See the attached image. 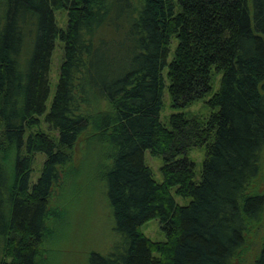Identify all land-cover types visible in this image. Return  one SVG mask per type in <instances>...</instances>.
I'll return each instance as SVG.
<instances>
[{
    "label": "trees",
    "instance_id": "obj_1",
    "mask_svg": "<svg viewBox=\"0 0 264 264\" xmlns=\"http://www.w3.org/2000/svg\"><path fill=\"white\" fill-rule=\"evenodd\" d=\"M206 101L208 119L184 115ZM42 119L48 135L34 132ZM79 142L99 154L112 227L87 264H235L251 227L264 264V194L251 188L264 154V0H0V264L46 263L63 220L50 200ZM191 152L204 153L198 172ZM152 221L160 242L143 235Z\"/></svg>",
    "mask_w": 264,
    "mask_h": 264
},
{
    "label": "rangeland",
    "instance_id": "obj_2",
    "mask_svg": "<svg viewBox=\"0 0 264 264\" xmlns=\"http://www.w3.org/2000/svg\"><path fill=\"white\" fill-rule=\"evenodd\" d=\"M55 19L59 29H64L66 19L63 14L56 13ZM175 48V43L171 45V52ZM62 60V47L57 42L55 51L51 58L49 73L50 96L47 101V109L50 106L52 96L58 81V72ZM219 79V78H218ZM218 79H215L213 92L217 88ZM209 100V99H208ZM207 102L195 104L185 110L188 117L197 118L200 121L208 119L211 111L208 109ZM176 113H173L170 106L167 91L163 93V110L161 118L164 122ZM41 126L38 131L43 134H50L47 127L40 120ZM92 140V139H91ZM85 143L79 142L70 153V164L62 172L58 187L53 192L50 200V210L57 211L63 219L56 225L54 238L44 247L45 264H87V257L91 253L104 254L111 245V217L105 202V190L100 186L93 170L97 166L99 154L90 155ZM103 151V149H102ZM102 152H100L101 154ZM146 166L151 170L153 179L161 183L160 169L162 162L146 156ZM188 159L195 164L197 172L203 163V152H191ZM44 159L40 156L35 157L33 165V182L39 176ZM94 166V167H93ZM95 179H98L95 180ZM252 192L264 194V154L261 163V172L258 181L252 185ZM180 205L185 204L175 198ZM187 203V201H186ZM55 225V222H54ZM50 224L48 226L51 229ZM143 235L151 242L163 240L161 229L157 222H150L142 229ZM262 241V231L251 227L246 237V245L239 253L235 264H254L257 259Z\"/></svg>",
    "mask_w": 264,
    "mask_h": 264
}]
</instances>
